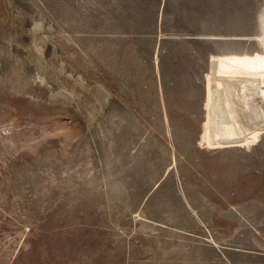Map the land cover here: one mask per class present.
Instances as JSON below:
<instances>
[{"label": "rangeland", "instance_id": "374dc122", "mask_svg": "<svg viewBox=\"0 0 264 264\" xmlns=\"http://www.w3.org/2000/svg\"><path fill=\"white\" fill-rule=\"evenodd\" d=\"M264 0H0V264H264Z\"/></svg>", "mask_w": 264, "mask_h": 264}, {"label": "bare ground", "instance_id": "6f19581e", "mask_svg": "<svg viewBox=\"0 0 264 264\" xmlns=\"http://www.w3.org/2000/svg\"><path fill=\"white\" fill-rule=\"evenodd\" d=\"M259 95L264 102V83L259 88Z\"/></svg>", "mask_w": 264, "mask_h": 264}]
</instances>
